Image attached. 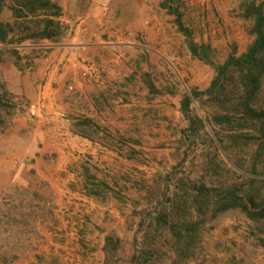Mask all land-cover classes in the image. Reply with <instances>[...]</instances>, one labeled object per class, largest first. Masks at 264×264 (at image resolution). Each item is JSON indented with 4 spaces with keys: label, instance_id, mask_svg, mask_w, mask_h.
I'll return each mask as SVG.
<instances>
[{
    "label": "crops",
    "instance_id": "obj_1",
    "mask_svg": "<svg viewBox=\"0 0 264 264\" xmlns=\"http://www.w3.org/2000/svg\"><path fill=\"white\" fill-rule=\"evenodd\" d=\"M143 13L144 0H0V264H107L128 196L144 206L133 159L169 123L135 38ZM28 17L40 29L18 38Z\"/></svg>",
    "mask_w": 264,
    "mask_h": 264
},
{
    "label": "rangeland",
    "instance_id": "obj_2",
    "mask_svg": "<svg viewBox=\"0 0 264 264\" xmlns=\"http://www.w3.org/2000/svg\"><path fill=\"white\" fill-rule=\"evenodd\" d=\"M250 3L262 4L264 12V0H144L145 27L135 38L159 85L161 120L169 124L161 127L162 140L150 145L154 150L146 143L133 159L144 165L150 188L142 207L128 196L127 233L108 241L107 264L264 263V216L250 219L239 207L219 210L231 191L264 202V51L258 64L219 72L255 39L256 18L245 11ZM40 25L39 18H22L16 34L36 33ZM189 38L206 46L205 57L192 52ZM185 96L193 121L186 132L178 126L186 120ZM9 225L5 206L0 230Z\"/></svg>",
    "mask_w": 264,
    "mask_h": 264
},
{
    "label": "trees",
    "instance_id": "obj_3",
    "mask_svg": "<svg viewBox=\"0 0 264 264\" xmlns=\"http://www.w3.org/2000/svg\"><path fill=\"white\" fill-rule=\"evenodd\" d=\"M246 15L249 17H255V21L252 26V31L255 33V39L252 44L248 47L247 51L238 57L229 56L223 63L219 72H222L225 68L230 65H245V64H258L260 61V54L264 51V12L262 4L250 3L245 7ZM178 26L182 32L188 35V31L183 28L180 23L179 17ZM44 34V33H42ZM188 43L192 52L200 57H205L206 46H196V44L189 38ZM216 78L211 81L210 87L215 83ZM190 102V97L185 96L182 101V109L186 111L188 104ZM231 207H239L250 219H258L264 216V202L256 203L252 199L250 201H244L240 199L234 191L229 192L223 200H221L219 205V210H224Z\"/></svg>",
    "mask_w": 264,
    "mask_h": 264
}]
</instances>
